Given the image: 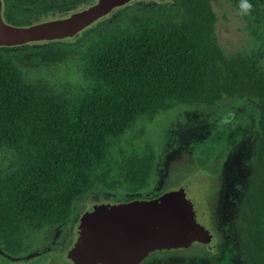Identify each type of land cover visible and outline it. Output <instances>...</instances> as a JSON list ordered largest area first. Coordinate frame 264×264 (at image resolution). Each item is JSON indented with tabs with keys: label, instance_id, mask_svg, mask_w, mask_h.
<instances>
[{
	"label": "trees",
	"instance_id": "16d2710c",
	"mask_svg": "<svg viewBox=\"0 0 264 264\" xmlns=\"http://www.w3.org/2000/svg\"><path fill=\"white\" fill-rule=\"evenodd\" d=\"M93 1L9 3L33 12L46 4L82 7ZM230 1L240 10L241 0ZM250 3L252 13L244 16L256 38L252 48L220 44L210 0H177L171 14L125 10L56 61L32 65L0 50L5 253L32 251L70 212L72 199L92 189L136 193L148 187L158 136L171 114L252 98L261 111V140L235 220L247 264H264V0Z\"/></svg>",
	"mask_w": 264,
	"mask_h": 264
},
{
	"label": "water",
	"instance_id": "95a60500",
	"mask_svg": "<svg viewBox=\"0 0 264 264\" xmlns=\"http://www.w3.org/2000/svg\"><path fill=\"white\" fill-rule=\"evenodd\" d=\"M155 2L95 0L72 5L66 13L16 23L8 20L0 0V50L71 43L137 4L148 9ZM234 177L227 165L204 172L190 168L164 184L152 202L140 193L122 202L82 201V207H76L82 223L70 235L74 244L56 264H148L159 254L179 261L190 253L200 254L202 264H247L240 232L228 212L230 204L237 203L223 192Z\"/></svg>",
	"mask_w": 264,
	"mask_h": 264
},
{
	"label": "flooded vegetation",
	"instance_id": "af4514ba",
	"mask_svg": "<svg viewBox=\"0 0 264 264\" xmlns=\"http://www.w3.org/2000/svg\"><path fill=\"white\" fill-rule=\"evenodd\" d=\"M168 2L156 0L152 5ZM4 3L6 17L14 20L10 17L9 0H4ZM77 40L74 39L71 44ZM247 99L252 98L241 99L225 107H183L171 114L158 136L154 180L136 193L152 202L157 199L164 184L175 181L190 168L204 172L219 165H227L233 170L235 177L230 178L223 192L227 199L236 200L237 206L230 204L228 211L235 216L240 197L250 182L261 140L259 105L257 104L260 112L257 118L256 105H245ZM132 194L135 193L95 188L73 198L70 212L49 228L42 242L32 251L12 256L0 247V264H56L57 257L73 246L70 235L82 223V214L76 211L78 204L82 207V201L122 202L131 198ZM234 221L237 228L236 220ZM192 254L185 255L179 261L169 255L159 254L148 264H202V258L193 261Z\"/></svg>",
	"mask_w": 264,
	"mask_h": 264
},
{
	"label": "rangeland",
	"instance_id": "374dc122",
	"mask_svg": "<svg viewBox=\"0 0 264 264\" xmlns=\"http://www.w3.org/2000/svg\"><path fill=\"white\" fill-rule=\"evenodd\" d=\"M214 11L218 15L217 33L219 36L220 44L230 50H236L241 48H252L256 42V38L252 34L251 28L247 18L241 14L240 10L230 0H210ZM77 6L75 3L72 7ZM136 6H143V4H137ZM72 7L66 5H51L46 4L37 11L30 12L29 10H14L11 8L12 19L17 22H28L38 17H46L63 12H68ZM148 8L154 11L171 14L177 10V2H168L159 5H148ZM118 20V16H114L109 19V22L115 23ZM84 33L77 40L78 43L83 41L91 32ZM70 44H54V45H34V46H22L15 47L7 50L8 53L17 56V58L23 63L37 65L40 63H47L61 59L67 55ZM245 105L249 104L255 107L257 115L259 117L258 103L256 99L245 100ZM256 121V118L254 119ZM232 215V214H231ZM237 214L232 216L235 220Z\"/></svg>",
	"mask_w": 264,
	"mask_h": 264
},
{
	"label": "clouds",
	"instance_id": "9594fccd",
	"mask_svg": "<svg viewBox=\"0 0 264 264\" xmlns=\"http://www.w3.org/2000/svg\"><path fill=\"white\" fill-rule=\"evenodd\" d=\"M253 5L250 0H241L240 2V12L242 15L250 16L252 13Z\"/></svg>",
	"mask_w": 264,
	"mask_h": 264
}]
</instances>
